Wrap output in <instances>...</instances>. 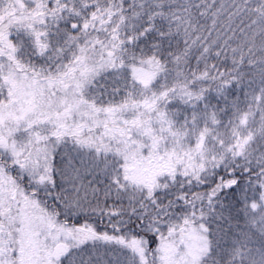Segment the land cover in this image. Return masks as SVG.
Here are the masks:
<instances>
[{"label": "snow or ice", "instance_id": "1", "mask_svg": "<svg viewBox=\"0 0 264 264\" xmlns=\"http://www.w3.org/2000/svg\"><path fill=\"white\" fill-rule=\"evenodd\" d=\"M0 264H264V0H0Z\"/></svg>", "mask_w": 264, "mask_h": 264}]
</instances>
